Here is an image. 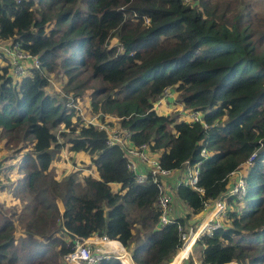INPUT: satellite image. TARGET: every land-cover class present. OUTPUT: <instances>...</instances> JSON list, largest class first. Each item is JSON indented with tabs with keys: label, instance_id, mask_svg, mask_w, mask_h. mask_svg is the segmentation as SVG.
<instances>
[{
	"label": "trees",
	"instance_id": "16d2710c",
	"mask_svg": "<svg viewBox=\"0 0 264 264\" xmlns=\"http://www.w3.org/2000/svg\"><path fill=\"white\" fill-rule=\"evenodd\" d=\"M243 1L0 0V37L18 40L38 60L18 79L0 66V139L15 144L18 160L0 191L24 204L17 211L0 206V264H45L69 251L72 234L92 233L118 239L131 257L123 254L124 264H167L190 214L218 197L228 173L252 152L244 194L227 197L230 227L216 226L197 241L201 264H264V18ZM112 37L118 47L109 46ZM58 71L64 94L91 88V111L103 127L47 90L48 75ZM165 86L184 108L199 109L201 121L158 114L153 102ZM104 116L129 131L126 142L155 151L161 167L201 159V193L181 183L172 188L190 211L157 226V183L148 175L136 180L122 145L107 142ZM60 123L68 129L60 132L64 144L84 152L91 167L80 178L76 169L45 175L53 150L62 147L51 131ZM96 264L122 263L108 257Z\"/></svg>",
	"mask_w": 264,
	"mask_h": 264
},
{
	"label": "built area",
	"instance_id": "2783aa9c",
	"mask_svg": "<svg viewBox=\"0 0 264 264\" xmlns=\"http://www.w3.org/2000/svg\"><path fill=\"white\" fill-rule=\"evenodd\" d=\"M37 65V56L20 47L18 40L12 39L10 37L6 39L0 37V66H7L8 74L13 79H18L25 72H27L29 66L36 67ZM166 88L167 93L163 95L161 100H164L171 95L172 91H169L168 86H165L162 89L161 94ZM157 101L158 98L154 101V106H159ZM181 115H185L184 120L201 121V113L198 109L187 108ZM93 118L96 117L93 116ZM91 123L94 122L92 121ZM96 124H98L99 127H103L102 124ZM106 132L108 136L107 142L109 144L119 143L122 145L124 149L123 155L126 158V166L133 173H135L136 180L145 181V177L148 175L153 182L157 183L160 191L155 199V206L158 207L159 210L158 225L156 224L157 226L164 225L174 219L171 215L170 206L172 196L169 188H167L164 184V178L174 174L173 179L175 180V184L182 183L188 185L197 192L201 193L202 189L197 185V173L201 159H197L193 163H188V161L185 160L182 165L183 167L176 168L175 170L164 168L160 166L156 154L149 149L146 143L142 142L137 145H132L124 140L127 136H129L128 130H122L121 128L116 127L113 130L108 129ZM70 154V151L67 150L64 158L68 159ZM253 154L254 153L252 152L243 162L238 165L237 168L231 170L228 173L226 181L227 189L214 201L204 203L203 209L206 206H211V208L208 209L209 212L207 217L204 218V222L207 223V225L205 227H200L199 225L197 230L194 231L192 238L197 232L202 233L205 231L208 233L213 227L221 225V223L217 221L214 223H210V221L219 215H225L227 206L225 201L227 196L231 195L238 198L244 194V167L251 164ZM199 155L200 157H204L206 155L204 148L200 149ZM54 198L58 205L59 215L62 217L63 213L66 212L64 195L62 193L55 194ZM227 226L230 227V225ZM183 234L184 233L182 232L180 235L181 240H183L182 246L185 244L186 240H188V237H184ZM71 240L72 244L70 245L69 251L62 255L63 261L67 264H96L100 258L108 257H114L118 259L120 263L124 264L123 261L118 257L120 251L129 257V253L125 250L118 239L109 238L104 234L100 235L92 233L91 235L85 237L72 234ZM189 252L191 253V251ZM186 256L187 252H185L176 263H172V260H170L167 264H201L200 260L196 259L192 255L189 262V260L186 259ZM220 264H238V262L231 258Z\"/></svg>",
	"mask_w": 264,
	"mask_h": 264
},
{
	"label": "rangeland",
	"instance_id": "374dc122",
	"mask_svg": "<svg viewBox=\"0 0 264 264\" xmlns=\"http://www.w3.org/2000/svg\"><path fill=\"white\" fill-rule=\"evenodd\" d=\"M215 1L216 0H209V2H213V3ZM236 1L240 2L242 0H236ZM243 2L249 4L252 11L254 12L255 18H264V0H244ZM35 5H37V3ZM115 42H116V38L112 37L109 39L108 44H109V46L118 47L117 43H115ZM60 73L61 72L58 71V72H53L52 73L53 75H51V74L48 75V80L50 82V86L47 87V90L51 93H56L57 95H60V94L65 95L67 103H69L75 107L76 113L79 114L85 122L87 120L93 121V116H96L97 113H94L91 111V107H90V103H89V92H90L91 88L85 89L83 91V93L81 94V96H78V97H73L70 94H64L65 91L61 88V85L65 84V79ZM165 93H167V88L158 97L157 104L159 105V107H158L159 114L166 115L169 117H174V120L180 119V118L184 119L185 115L182 116L181 114L186 109L183 108L182 105H180V101L175 99L176 92H175V94L170 95V97L172 99L166 98L164 100H161ZM170 104H173V106L171 108L168 107ZM107 117L108 118H103L104 122L107 123L106 126L108 127L109 130L115 129L117 127L116 125L118 124L116 119L111 118L110 116H107ZM95 120H97L96 123H100L98 121V117H96ZM66 130H68V129H66L63 126V124H61V123L57 124L55 127L51 128V131L54 134L55 140L58 143H60L62 147L59 151H58L59 148L57 150L56 149L53 150V152H52L53 158L49 164V167L44 172H45V175H51V176H54L56 178H59L63 175H67L72 170L77 169V171L75 170L76 175L78 176V178H80L82 175H85L87 173V171H90L91 169L87 165V158H86V155L84 154V152H82V151L74 152L73 150H70L67 148L68 144H64V136H62L60 134V132L66 131ZM3 140H4L3 138L0 139V161H1L0 170L2 172H4L5 174H10L11 178H14L16 175V173L14 172L15 171V165H16L18 160L15 162L14 160L11 159V157H14L15 159L17 158V153L14 154V148L15 147H13V145H15V144H11V143H13L12 141L10 143H5ZM18 145H19V147H23L22 146L23 141H20L18 143ZM20 150L23 151V148H20ZM67 150L70 151L71 154L68 156V159H65L64 155L66 154ZM61 152H63V153H61ZM5 163L6 164L10 163L7 172H6V168H5V165H6ZM247 167L248 166L244 167V171H246ZM2 181H4V174L3 173L0 174V182H2ZM3 191H0V206L1 207H9L7 209H9V210L10 209H16V211H17L18 209H20L24 205L23 202H21L17 199L12 200L8 194V191H5V192H3ZM8 198L10 200V203L5 202ZM26 201H27V199H26ZM55 205L57 207V211L59 214V209H58V205L56 202H55ZM171 206L173 207L172 213L175 214L176 216L183 215L185 212L190 211L182 203V201H180L176 196H174V200L172 199ZM209 208H211V206H206L202 213L201 212H195V213L190 214V216L188 217V222L187 221L185 222V225L187 226V228L182 229L183 231H185L183 236L188 237V240H186L185 244L182 247V250L179 251L178 255L177 256L175 255V260L182 257L184 255V253L188 251V249L190 247V243H192L191 235L196 230L198 224H200V222L206 217V215L208 214ZM180 210H181V213H179ZM6 213L8 214V212H6ZM203 216H204V218H203ZM13 218L15 219L14 220V223H15L14 233L15 234L20 233L22 231V225L18 221V219L16 218V215H13ZM130 218L134 219V217L132 215L130 216ZM135 218H139V215H137ZM215 221L221 223V225H224V226L230 225L228 220L226 219L225 215L217 216L215 218ZM134 223H135V221H134ZM201 225H202V227H204V220L200 224V227H201ZM135 228L138 229L137 222L134 224L133 230H135ZM142 235H143V232L139 231V237H141ZM201 248H202V245L199 241H195L191 246L190 251L192 253V256L195 257L196 259H200L199 257H200V253H201ZM50 250L47 252L48 254H50ZM189 254H190V252H189ZM62 257L63 256L57 257V256H54V254H51L45 260V264H67L63 261ZM172 262H173V259H172ZM238 264H239V262H238Z\"/></svg>",
	"mask_w": 264,
	"mask_h": 264
},
{
	"label": "clouds",
	"instance_id": "9594fccd",
	"mask_svg": "<svg viewBox=\"0 0 264 264\" xmlns=\"http://www.w3.org/2000/svg\"><path fill=\"white\" fill-rule=\"evenodd\" d=\"M115 43H117V45H118V41H117V40H116ZM161 91H162V90H161ZM173 94H175V93H174V92H171V95H173ZM167 98H168V99H172L170 96H168ZM175 99H176V97H175ZM153 105H154V102H153ZM180 105H182L181 101H180ZM172 106H173V104H170L168 107L171 108ZM158 107H159V106H155V108H156V112L159 114ZM182 107H183V106H182ZM183 108H184V107H183ZM185 109H187V108H185ZM198 110H199V109H198ZM164 113H165V112H164ZM160 115H161V114H160ZM95 117H98V116L96 115ZM104 118H108V117L104 116ZM111 118H114V117H111ZM175 118H176V117H175ZM98 119H99V118H98ZM175 120L177 121V120H184V119H183V118H180V119H175ZM93 121H94V124H96V121H97V120H95V118H93ZM98 121H99V120H98ZM186 121H188V120H186ZM90 122H92V121H90ZM99 124H102V123H99ZM96 125H98V124H96ZM102 125H103V124H102ZM153 152H154V153L156 154V156H157V153H156L155 151H153ZM200 163H201V162H200ZM199 166H200V165H199ZM247 168H248V167H247ZM172 170H175V169H172ZM198 171H199V169H198ZM197 174H198V173H197ZM244 174H245V173H244ZM173 178H174V174H172V175L169 176V177L164 178V184H165V186H166L167 188H169L170 193H171V196H172V197H171V203H170V206H171V204H172V199L174 200V196H173V190H172V188H174V187L178 184V183L175 184V180H174ZM181 184H182V183H181ZM183 185H185V184H183ZM225 185H226V184H225ZM187 186H188V185H187ZM226 186H227V185H226ZM189 187H190V186H189ZM190 188H191V187H190ZM192 189H193V188H192ZM226 189H227V187H226ZM226 189H225V190H226ZM193 190H194V189H193ZM225 190H224V191H225ZM195 191H196V190H195ZM224 191H223V192H224ZM196 192H197V191H196ZM223 192H222V193H223ZM222 193H221V194H222ZM221 194H220V195H221ZM220 195H219V196H220ZM219 196H218V197H219ZM229 196H231V195H229ZM227 197H228V196H227ZM227 197H226V201H225L226 204H227V206H226V210H225V213H226V211L228 210V208H229V206H230V205H228ZM234 197H236V196H234ZM216 198H217V197H216ZM216 198H214V199H210V200H207L206 202H212V201H214ZM180 201H181V200H180ZM204 203H205V202H204ZM203 206H204V205H203ZM172 211H173V207L171 206V215H172L173 218H176V217H178V216H181V215L176 216L175 214L172 213ZM203 211H204V209H203V207H202V209H201L199 212L202 213ZM180 212H181V211H179V213H180ZM208 212H209V211H208ZM207 215H208V214H207ZM207 215H206V217H207ZM221 216H223V215H221ZM206 217H205V218H206ZM203 218H204V216H203ZM215 218H216V217H215ZM215 218H213V219L210 221V223H211V222L214 223V222H215ZM203 220H204V219H203ZM203 220H202V221H203ZM202 221L200 222V224L202 223ZM187 222H188V220H187ZM200 224H198L197 228L199 227ZM206 225H207V223L204 222V227H205ZM220 226H224V225H220ZM215 227H216V226H215ZM197 228H196V230H197ZM213 228H214V227H213ZM213 228H212V229H213ZM212 229H211L210 232H208V233L205 232V231L202 232V233H199V232L195 233L194 237L192 238V243H190L189 250L187 251V256L189 255L188 257L186 256L187 260L190 261V259H191L190 257H191V255H192V253L189 254V251H190V249H191L192 244H193L195 241H197V240H198L203 234H209V233H211ZM196 230H195V231H196ZM182 232L185 233V231H181V230H180V235H181ZM193 233H194V232H193ZM193 233H192V235H193ZM192 235H191V237H192ZM191 237H190V238H191ZM180 240H181V238H180ZM182 241H183V240H181V243H180V246H179L177 252H178V251L180 250V248L182 247ZM123 247H124V246H123ZM124 248H125V247H124ZM125 250H126V248H125ZM126 251H127V250H126ZM127 252H128V251H127ZM177 252H176V253H177ZM128 253H129V252H128ZM176 253H175V254H176ZM175 254H174V255H175ZM129 256H130V254H129ZM173 257H174V256H173ZM173 257H172V259H173ZM130 258H131V257H130ZM172 259H171V260H172ZM131 260H132V259H131ZM199 260H200V259H199ZM133 263H134V262H133ZM134 264H135V263H134Z\"/></svg>",
	"mask_w": 264,
	"mask_h": 264
},
{
	"label": "crops",
	"instance_id": "0c3cea01",
	"mask_svg": "<svg viewBox=\"0 0 264 264\" xmlns=\"http://www.w3.org/2000/svg\"><path fill=\"white\" fill-rule=\"evenodd\" d=\"M11 159L14 160L13 157H11ZM14 161H15V160H14ZM0 164H1V162H0ZM5 164H6V163H5ZM9 164H10V163H8V164L5 165L6 172H7V170H8V166H9ZM3 170H4V169H3ZM1 173L4 174V177L11 178V175H10V174H5L4 172H2V171L0 170V174H1ZM3 192H5V191H3ZM180 211H181V210H180ZM180 213H181V212H180ZM178 252H179V251H178ZM178 252H177V253H178ZM177 253H176L175 255H177ZM123 254H124V253L120 251V253H119L118 255H119V256H123ZM174 257H175V256H174ZM174 257H173V258H174ZM128 258H129V257H128Z\"/></svg>",
	"mask_w": 264,
	"mask_h": 264
},
{
	"label": "bare ground",
	"instance_id": "6f19581e",
	"mask_svg": "<svg viewBox=\"0 0 264 264\" xmlns=\"http://www.w3.org/2000/svg\"><path fill=\"white\" fill-rule=\"evenodd\" d=\"M201 227H202V225H201ZM182 247H183V246H182ZM182 247H181L180 251L182 250ZM118 257H119L121 260H122V259H125V257H123V256H119V255H118ZM129 257H130V256H129ZM177 260H178V259L175 260V258H173V262H172V263H176Z\"/></svg>",
	"mask_w": 264,
	"mask_h": 264
}]
</instances>
